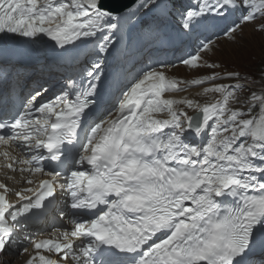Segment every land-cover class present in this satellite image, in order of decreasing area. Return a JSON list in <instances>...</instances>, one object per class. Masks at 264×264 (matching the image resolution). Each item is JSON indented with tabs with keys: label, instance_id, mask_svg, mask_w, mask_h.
Segmentation results:
<instances>
[{
	"label": "snow or ice",
	"instance_id": "snow-or-ice-1",
	"mask_svg": "<svg viewBox=\"0 0 264 264\" xmlns=\"http://www.w3.org/2000/svg\"><path fill=\"white\" fill-rule=\"evenodd\" d=\"M173 9L172 0L120 10L106 0H0V34L47 36L72 63L94 44L54 99L41 86L0 115V168L28 185L0 182V257L21 249L24 264H264V78L257 89L210 60L207 37L181 59L197 75L149 66L122 83L105 72L126 26ZM178 14L185 34L225 21L230 41L257 21L264 32V0H200ZM190 88L200 90L177 95ZM53 209L68 226L34 239L29 223Z\"/></svg>",
	"mask_w": 264,
	"mask_h": 264
},
{
	"label": "rangeland",
	"instance_id": "rangeland-1",
	"mask_svg": "<svg viewBox=\"0 0 264 264\" xmlns=\"http://www.w3.org/2000/svg\"><path fill=\"white\" fill-rule=\"evenodd\" d=\"M159 19V18H158ZM160 25V22H156ZM154 26L142 27L139 32L152 29ZM167 30L170 29V25L166 26ZM166 30V31H167ZM156 29L155 32H157ZM215 54L210 57V60H214L217 63L224 65L228 70L239 71L242 75H249L251 79L256 81L257 89L260 87V81L264 78V32L254 31V25H247L244 27L243 32L239 33L235 41H230L227 36L215 40ZM205 58H209L206 56ZM183 70V68H180ZM220 70V69H219ZM209 69H204L203 73L210 72ZM200 89H194L187 93L177 95H187L195 92L192 96H195L196 92ZM243 96V94H241ZM201 102L206 100L210 101L211 98L199 97ZM15 264H21L20 261Z\"/></svg>",
	"mask_w": 264,
	"mask_h": 264
},
{
	"label": "water",
	"instance_id": "water-1",
	"mask_svg": "<svg viewBox=\"0 0 264 264\" xmlns=\"http://www.w3.org/2000/svg\"><path fill=\"white\" fill-rule=\"evenodd\" d=\"M108 6L114 10H120L125 5L130 4L131 0H106Z\"/></svg>",
	"mask_w": 264,
	"mask_h": 264
},
{
	"label": "bare ground",
	"instance_id": "bare-ground-1",
	"mask_svg": "<svg viewBox=\"0 0 264 264\" xmlns=\"http://www.w3.org/2000/svg\"><path fill=\"white\" fill-rule=\"evenodd\" d=\"M195 92H192V93H189V94H187V95H189V96H192V94H194Z\"/></svg>",
	"mask_w": 264,
	"mask_h": 264
}]
</instances>
